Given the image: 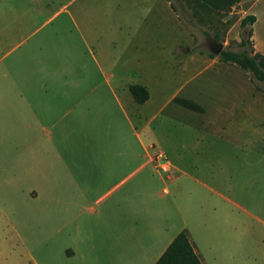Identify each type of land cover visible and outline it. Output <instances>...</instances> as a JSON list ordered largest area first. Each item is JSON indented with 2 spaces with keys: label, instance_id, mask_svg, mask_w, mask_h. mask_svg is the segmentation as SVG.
Wrapping results in <instances>:
<instances>
[{
  "label": "rangeland",
  "instance_id": "374dc122",
  "mask_svg": "<svg viewBox=\"0 0 264 264\" xmlns=\"http://www.w3.org/2000/svg\"><path fill=\"white\" fill-rule=\"evenodd\" d=\"M191 5L187 0H0V15L14 27L9 31L10 41L35 29L13 56L40 57L52 71H58L59 77L52 81L58 88L76 84L78 81L70 79L72 75L88 72L103 83L100 87L109 96L112 94L103 82L109 78L150 153L162 152L171 165L209 186L216 184L210 171L218 173L217 182L222 179L225 185L226 170L236 168L242 157L248 156L252 163L258 153L264 156V106L255 103L251 93L264 95V82L253 79L237 64L229 70L211 64L210 40L232 51H250L257 40L264 43V0H241L227 13L205 16L201 22L192 17ZM247 15H255V21L242 26ZM251 27L253 36L240 44ZM68 55L72 60H65ZM4 65L5 61L0 64V75ZM95 82L90 80V84ZM135 83L148 87V105L131 106L132 98L123 88ZM3 86L0 77V90ZM180 86L183 90L178 96L200 103L206 110L203 117L186 113L173 103L160 109ZM212 103L230 107L234 113L227 122L220 117L218 133L223 135L227 129L225 138L241 135L244 143L219 139L213 146L214 127L184 123L188 119L206 122L214 113ZM240 106L250 107L249 120L245 112L240 118ZM5 114L0 108V122ZM87 127L85 119L71 127L64 118L54 129L53 145H42L56 158L48 161L45 150L34 159L32 147L26 150L16 137L4 136L0 123V264H70L73 261L66 260L68 249L80 253L85 235L107 233L108 205L126 194L141 173L110 192L117 181L87 192L75 186L71 190L66 171L81 167L79 155ZM195 130L201 132V139L195 137ZM137 151H142L139 143ZM253 175L248 176L246 191L235 186L227 195L250 212L235 208L227 235L220 229L224 226L226 234L221 207L227 204L204 190L193 194L192 199L203 206L200 220L216 234L205 235L209 230L196 224L200 235H191L206 264H264V176L257 183L251 180ZM179 180L197 185L185 175ZM153 181L155 187L160 186L156 177ZM171 190L180 199L174 185ZM211 200L216 201L217 213L210 209Z\"/></svg>",
  "mask_w": 264,
  "mask_h": 264
},
{
  "label": "crops",
  "instance_id": "0c3cea01",
  "mask_svg": "<svg viewBox=\"0 0 264 264\" xmlns=\"http://www.w3.org/2000/svg\"><path fill=\"white\" fill-rule=\"evenodd\" d=\"M57 13L58 11L53 15ZM69 16L70 20H73L72 15L69 14ZM4 19L5 17L0 15V64L5 61L0 75L4 85L0 90V108L2 112L6 113L0 123H2L4 136L7 138L16 137L17 143L25 145L23 147L26 150L33 148L34 159L40 158L42 150H45L47 160L51 161L52 158H56L52 157L51 151H47V148L44 149L42 145L43 143L47 144V147L53 145L51 140L54 129L62 125L64 118L68 119L71 127L85 119L88 129L83 130V150L79 155L81 167L80 169L74 168V170L67 168L66 171L69 177L67 181L69 185H72L71 190H74L75 186L80 191L87 192L100 185L117 181L107 191L110 192L120 188L135 174L141 173V177L137 179L136 183L127 187L124 192L126 194L108 205L106 211L109 229L107 228V233L104 234L102 231L100 235H85L83 251L79 253L68 249L66 252L67 262L73 261L70 264H155L175 236L184 230L201 264H206L191 235H200L196 224L202 230L205 229L207 232L209 230V234L205 235L216 234L206 222L200 220L203 206L192 199L193 194L196 191L204 190L215 198L222 199L228 205V207L227 205L221 207V211L225 215L226 234L224 226L220 228L222 234L227 235V225H232L235 208L241 212L250 213L242 204L227 195L234 192L235 186H238L241 191H246L245 186L249 175L257 174L251 176V180L257 181V183L262 181L264 156L258 153L252 163L248 161V156L242 157L236 168L226 170L225 185H223L222 179H220L221 182H217L218 173L212 171H210V176L216 184L209 186L192 174L182 171L177 165H171L169 172L159 170L151 160L152 153L140 140L131 116L123 109L121 100L114 87L111 86L109 78L105 77L103 81L108 85V90L112 94L109 96L106 95V90L100 87L103 83H98L96 76L92 75L91 77L88 72L72 75L70 79L78 81L76 84L56 87L52 81L59 77L58 71H52V67L44 64L40 57L35 55L13 56V53L27 43L28 35L35 29L27 36L20 35L17 40L10 41L9 31L14 30V27H10L4 22ZM24 49L22 48V50ZM253 49L254 52L264 55V43L260 40H257V43L253 45ZM69 55H72V52H69ZM69 55L65 57L66 61ZM69 58L72 60V57ZM209 59L211 64L224 66L227 70L235 64L224 62L216 55ZM44 80H51V82ZM90 80L96 81L95 84H90ZM248 81L250 82L249 76ZM130 85L132 84L125 85L123 90L130 94L131 106L133 104L148 105L151 99L148 87L142 85L149 93L148 99L143 103H137L130 93ZM182 90L183 86H180L174 91L160 109L173 103L184 108L186 113L199 114L203 117L206 114L205 108L191 98L185 99L197 103L201 107L200 111L186 108L173 101L174 97H179L178 94ZM251 93L255 103L261 102L264 106V95L260 96L253 90ZM240 108L242 112L240 118H244L245 112L246 119L249 120L250 107L240 106ZM100 109L101 112H97ZM230 110V107H220L212 103L211 112L214 113L209 116L210 118L206 122L188 119L184 123L187 126L207 127L209 125L214 127L215 129L211 130V135H214V138H211L213 146L219 139L229 144L244 143L241 135L236 136L239 138L234 137L236 139L225 138L227 129L223 135L218 133L220 117L227 122L234 116ZM146 125L147 122L142 126V129ZM196 133L198 134L195 137L201 139V132L197 131ZM197 142L199 141L197 140ZM138 143L142 150L140 153L137 151ZM20 154H22L21 150L17 152V157ZM229 154L232 155V151ZM229 157L233 156L229 155ZM184 175L196 182L197 185L181 183L179 179ZM254 176L257 177L254 178ZM155 177L160 186L155 187L153 183ZM239 178H241L240 184ZM173 185L177 189L180 199L172 194ZM210 204V209L217 213L219 209L216 201L211 200Z\"/></svg>",
  "mask_w": 264,
  "mask_h": 264
},
{
  "label": "trees",
  "instance_id": "16d2710c",
  "mask_svg": "<svg viewBox=\"0 0 264 264\" xmlns=\"http://www.w3.org/2000/svg\"><path fill=\"white\" fill-rule=\"evenodd\" d=\"M240 1L241 0H187V2L192 4V17L199 22H201L205 16L227 13ZM254 21L255 15H247L241 20V25L245 26L247 23L252 25ZM252 33L253 30L251 27L247 31V36L242 38L240 44L243 45L249 42ZM210 55L215 56L213 53H210ZM218 57L224 62L237 64L243 70L247 71L253 79L264 82V55L254 52L253 45H251L250 51L222 50ZM129 90L137 103H143L149 97L147 89L140 84L130 85ZM173 101L189 109L201 110V107L190 99L174 97ZM155 264H201V262L191 246L186 231L182 230L175 236Z\"/></svg>",
  "mask_w": 264,
  "mask_h": 264
},
{
  "label": "built area",
  "instance_id": "2783aa9c",
  "mask_svg": "<svg viewBox=\"0 0 264 264\" xmlns=\"http://www.w3.org/2000/svg\"><path fill=\"white\" fill-rule=\"evenodd\" d=\"M151 160L159 170L163 172H169L171 170V164L162 152L153 151L151 154Z\"/></svg>",
  "mask_w": 264,
  "mask_h": 264
},
{
  "label": "water",
  "instance_id": "95a60500",
  "mask_svg": "<svg viewBox=\"0 0 264 264\" xmlns=\"http://www.w3.org/2000/svg\"><path fill=\"white\" fill-rule=\"evenodd\" d=\"M211 52L215 55H219L220 52L223 50V45L216 40H213V43L211 44Z\"/></svg>",
  "mask_w": 264,
  "mask_h": 264
},
{
  "label": "flooded vegetation",
  "instance_id": "af4514ba",
  "mask_svg": "<svg viewBox=\"0 0 264 264\" xmlns=\"http://www.w3.org/2000/svg\"><path fill=\"white\" fill-rule=\"evenodd\" d=\"M212 43H213V40H210V46H211Z\"/></svg>",
  "mask_w": 264,
  "mask_h": 264
}]
</instances>
